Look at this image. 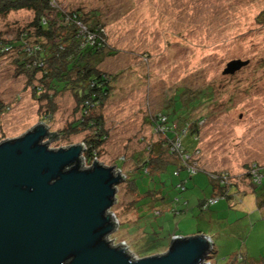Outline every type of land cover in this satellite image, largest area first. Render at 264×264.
<instances>
[{
  "label": "rangeland",
  "instance_id": "rangeland-1",
  "mask_svg": "<svg viewBox=\"0 0 264 264\" xmlns=\"http://www.w3.org/2000/svg\"><path fill=\"white\" fill-rule=\"evenodd\" d=\"M58 6L101 23L113 53L98 64L112 80L104 105L94 109L107 136L93 151L99 164L125 176L109 210L117 222L109 238L124 243L134 258H143L164 253L174 237L200 231L214 241L209 264H252L264 256V207L257 204L264 194V0H58ZM31 20L24 11L1 18L0 38L12 40L15 30ZM15 55H0V143L43 124L48 133L58 134L49 149L84 144L92 131L59 135L80 117L73 95L57 94L54 111L48 113V104L32 90L37 80L28 82L18 72ZM232 60L247 64L224 75ZM207 88L199 105L183 110L188 111L184 122L203 119L197 140L181 138L190 152L185 165L200 171L187 178L183 190L171 167L140 178L134 171L141 161L152 169L181 162L178 154H167L165 135L153 129L155 115L170 114L178 91L186 104ZM153 145H161L160 154ZM87 159L82 157L83 169L93 162ZM254 164L262 176L255 182L249 173ZM212 173H226L233 186L228 198L216 197L211 212H201L198 200L213 196ZM145 185L154 194H145Z\"/></svg>",
  "mask_w": 264,
  "mask_h": 264
},
{
  "label": "water",
  "instance_id": "water-1",
  "mask_svg": "<svg viewBox=\"0 0 264 264\" xmlns=\"http://www.w3.org/2000/svg\"><path fill=\"white\" fill-rule=\"evenodd\" d=\"M246 64L232 60L223 74ZM48 137L38 124L0 143V264H208L212 242L202 234L143 258L114 244L109 210L125 176L96 160L83 169V144L49 149Z\"/></svg>",
  "mask_w": 264,
  "mask_h": 264
},
{
  "label": "trees",
  "instance_id": "trees-1",
  "mask_svg": "<svg viewBox=\"0 0 264 264\" xmlns=\"http://www.w3.org/2000/svg\"><path fill=\"white\" fill-rule=\"evenodd\" d=\"M21 11L30 13L32 20L24 27L17 28L12 40L0 38V55H7L15 51L18 72L23 74L28 82L37 80V85L33 86L32 90L37 95L36 99L48 104V113L54 111L52 100L57 94L69 91L73 95L80 117L63 129L59 135L69 136L86 130L92 131V135L84 141L85 153L82 154L83 158H88V162H91L90 160H95L93 151L105 142L107 136L102 117L94 113V109L101 108L108 98L112 80V77L98 69L100 59L105 54H113L108 49L104 26L79 10L67 12L60 9L58 0H0V19L10 13ZM208 90L207 88V90L193 95L186 104H183L180 98L183 91H178L172 106L168 107L171 111L170 114L161 111L155 115L158 122L154 123L153 129L163 125L161 133L166 138L163 142L166 144L168 155H175L171 151V143L175 142L174 139L177 136L192 135L194 136L193 140H197L200 128L198 126L203 119L192 125L189 122H184L188 119V111L183 112V110L186 107L190 110L199 105L201 100L208 95ZM177 97L179 100L176 99ZM160 116L166 118L165 125L161 123ZM57 135L49 133L48 138L56 139ZM154 148H158V154L162 151L161 145H153ZM182 153L190 158L187 147H182ZM152 159L159 162L162 160L159 156L152 157ZM174 159H177V156ZM145 162L141 161L143 163L141 167L134 171L139 173L140 178L159 176L168 167H171L172 176L179 178L177 187L181 190L185 189L184 183L187 178L200 171L196 168L195 172L191 174L189 167L185 165L186 162L177 161L176 163L173 160L166 164L161 163L159 166H153V169L157 170L153 171L149 162ZM159 167L161 169H157ZM181 173L185 174L184 178H180ZM210 175L216 182V184H212L214 193L213 196L199 203L198 207L201 212L209 211L216 204L215 202L210 205L209 202L216 197L228 198L230 186H233L230 182L219 183L218 179L213 177V173ZM228 179L230 180L229 176ZM128 182L132 185L134 193L138 194V185L135 180L130 179ZM146 187L145 185L144 188ZM146 190L145 194H154L150 189L146 188ZM257 204L259 207H264V194L260 196ZM204 205H206V209L202 210ZM259 262L264 264V256Z\"/></svg>",
  "mask_w": 264,
  "mask_h": 264
},
{
  "label": "built area",
  "instance_id": "built-area-1",
  "mask_svg": "<svg viewBox=\"0 0 264 264\" xmlns=\"http://www.w3.org/2000/svg\"><path fill=\"white\" fill-rule=\"evenodd\" d=\"M160 118V120H161V123H164L165 121H166V118L165 117H162V116H160L159 117ZM158 118V119H159ZM158 122V121H157ZM162 127H163V125H161V126H159V128H155V130H157V132H162ZM175 128V127H174ZM183 133H185L184 131H183ZM182 137H184V135L183 134H181V136H177L175 139H174V143L172 142L171 144H172V152H174V153H176V154H178V156H179V158H180V160L183 162V163H185V162H187V160L189 159V157H187V156H185V155H183V153H182V146H181V138ZM186 160V161H185ZM189 167V168H188ZM187 168L189 169V172L192 174V173H194L195 172V170H196V168H194L193 167V165H189ZM249 173L251 174V178H250V180L251 181H258L259 179H261V172H259L258 170H257V167H256V165L254 164L251 168H250V170H249ZM213 177L214 178H216V179H218V181H219V183H221L222 181H224V182H228L229 183V179H228V176H227V174L226 173H221L220 175H217V176H214L213 175ZM216 199H214V200H212V201H210L209 202V204L211 205V204H213V203H215L216 201H215ZM206 209V205H204L203 207H202V210H205ZM209 264V263H208Z\"/></svg>",
  "mask_w": 264,
  "mask_h": 264
},
{
  "label": "crops",
  "instance_id": "crops-1",
  "mask_svg": "<svg viewBox=\"0 0 264 264\" xmlns=\"http://www.w3.org/2000/svg\"><path fill=\"white\" fill-rule=\"evenodd\" d=\"M184 176V175H183ZM182 176V177H183ZM234 187H236V186H234ZM211 190H212V193H214V190H213V187L211 186ZM212 195V194H211ZM210 195V196H211ZM209 196V197H210ZM204 199H206V197H203L202 199H199L198 200V203H197V206L199 205V203L201 202V201H203ZM216 205H218V203L217 204H215L214 206H212L210 209H209V211H207L206 213H208V212H211L210 210L212 209V208H214ZM205 213V214H206ZM208 216H210V215H208ZM198 234H200V231H198L196 234H187V237H189V236H194V235H198ZM189 235V236H188ZM205 235V234H204ZM207 237H209V239L211 240V242H212V246H214V241H213V238H212V236H211V234H207ZM262 257V256H261ZM261 257L259 258V260L261 259ZM259 260H255V261H252V264H255V263H260L259 262ZM261 264V263H260Z\"/></svg>",
  "mask_w": 264,
  "mask_h": 264
}]
</instances>
